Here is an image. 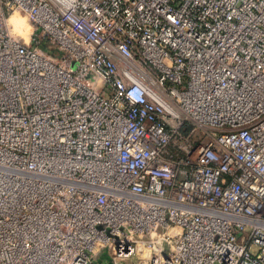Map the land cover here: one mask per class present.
Masks as SVG:
<instances>
[{
  "label": "built area",
  "instance_id": "1",
  "mask_svg": "<svg viewBox=\"0 0 264 264\" xmlns=\"http://www.w3.org/2000/svg\"><path fill=\"white\" fill-rule=\"evenodd\" d=\"M100 246L264 264V0H0V264Z\"/></svg>",
  "mask_w": 264,
  "mask_h": 264
},
{
  "label": "clouds",
  "instance_id": "2",
  "mask_svg": "<svg viewBox=\"0 0 264 264\" xmlns=\"http://www.w3.org/2000/svg\"><path fill=\"white\" fill-rule=\"evenodd\" d=\"M5 25L10 38L23 41L25 44L30 42L33 34L31 17L19 7L10 12L5 18Z\"/></svg>",
  "mask_w": 264,
  "mask_h": 264
},
{
  "label": "rangeland",
  "instance_id": "3",
  "mask_svg": "<svg viewBox=\"0 0 264 264\" xmlns=\"http://www.w3.org/2000/svg\"><path fill=\"white\" fill-rule=\"evenodd\" d=\"M32 25L34 26V24L32 23ZM55 55L56 56H59V52H57L55 50ZM76 66V63L73 62L72 63V67L75 68ZM113 253L112 251L110 250V248H107V247H104V246H100L98 251L96 252V254L93 256V262L95 263H104V264H115L113 262ZM103 261V262H102ZM146 264L147 263V260L146 258H143L141 260H138V258H136V256H132V257H129V258H125V259H122V260H119V264Z\"/></svg>",
  "mask_w": 264,
  "mask_h": 264
},
{
  "label": "crops",
  "instance_id": "4",
  "mask_svg": "<svg viewBox=\"0 0 264 264\" xmlns=\"http://www.w3.org/2000/svg\"><path fill=\"white\" fill-rule=\"evenodd\" d=\"M96 254V253H95ZM95 254H92V258H91V260H90V264H104V263H101V262H99V263H95V262H93L94 260H93V256L95 255ZM103 262V261H102Z\"/></svg>",
  "mask_w": 264,
  "mask_h": 264
}]
</instances>
